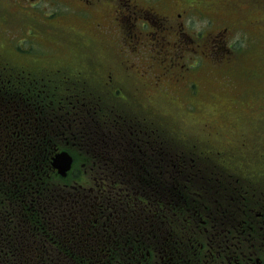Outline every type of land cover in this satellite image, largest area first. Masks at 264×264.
I'll return each instance as SVG.
<instances>
[{"label": "flooded vegetation", "instance_id": "af4514ba", "mask_svg": "<svg viewBox=\"0 0 264 264\" xmlns=\"http://www.w3.org/2000/svg\"><path fill=\"white\" fill-rule=\"evenodd\" d=\"M48 1L21 0L25 11L23 16L17 17L16 24H27L35 28L45 27L47 24L50 26L51 21L59 23L58 13H55L56 10L50 12ZM50 1L51 7L62 4L66 13L67 9L74 11L76 18L91 23L101 0ZM108 1L116 4L114 21L120 36L125 44L133 42L128 47L137 50L147 45L152 49H171V45L178 49L176 43L165 41L171 34V28L177 29L178 35L180 31L186 34V31L192 30L193 23L205 19L202 17L209 5H216V0ZM174 1L178 3L175 4ZM176 5L179 7L177 11ZM217 6L210 9V12L215 22L220 17L221 26L224 25L220 35L231 38V31L236 29L241 38L248 39L250 43L257 41L259 48L264 49V0H227ZM244 9L250 11L249 17L258 15L261 20L246 19L244 26L240 23L236 26L237 19L233 16H239ZM215 10H218V14L214 13ZM212 19L209 21H213ZM7 24L6 17L2 25ZM110 25L109 22H103L98 26L108 29ZM67 27L74 40L94 42L85 38L90 37L89 34L80 32L72 25ZM57 28L60 33L46 39L53 42L60 39L65 30L61 26ZM5 31L0 29V33L4 34ZM186 39L194 42L189 37L181 40ZM242 42L245 41L240 39L239 45ZM210 44L209 48L214 53H229L236 48L227 43L220 46L215 39ZM182 48L185 50V45L180 47L181 52H184ZM110 49L111 47L108 48V56L113 53ZM236 49L239 50L240 47ZM118 64L125 71V65ZM97 70L101 74L100 79L97 78L99 83L115 84L113 72H107L104 67ZM1 100L4 98L0 94ZM257 101L260 102L261 110L258 114L264 119V99ZM10 104L15 107L5 110L4 114L0 109V257H18L16 237L19 223L15 221V210L11 208L9 221L3 218L2 206L8 201L7 195L10 197L9 205L14 208L17 199H20L15 181L26 184L32 182L35 176L39 179L49 177V170H52L49 165V149L51 146L57 149V143L51 145L55 137L45 120L40 118L35 123V113L32 110L19 111L14 99ZM81 112L83 111L76 110L73 106L71 110L63 107L61 122L66 121L63 115L67 114L76 123ZM71 123L65 124L73 127ZM71 127H59V134L64 140L67 139L66 132L73 129ZM83 128L86 129L87 126ZM261 128L255 133H260L256 137L261 144L251 148L243 146V158H237L242 162L233 168L228 164L215 162L208 156L172 157L168 162L163 161L169 169L164 174L162 168L158 167L161 181L154 189L155 205L152 208L144 205L142 199H136L131 208L122 201L112 203L98 189H90L82 191L83 195L72 200L74 205L71 209L74 212L65 215L63 212L66 209L62 208L61 203L56 210L50 211V197L45 194L42 198L45 197L48 210L43 205L41 208L42 212L46 211V219L49 220L26 224L32 237L37 234L42 236L40 243L45 256L43 264H56L55 260L57 264H264V127ZM74 133H77L76 130H72V134ZM133 161L134 159L128 160L125 167V180L141 177L140 174L130 172ZM158 162L161 165L162 160L159 159ZM96 168H90L91 179H109L98 174ZM28 194H22L21 197H28ZM31 196L33 200V190ZM89 202L95 213L93 209V212L89 211V206L86 207ZM37 210L39 209L31 210L33 217ZM39 212L41 213L40 210ZM113 218L114 221H110Z\"/></svg>", "mask_w": 264, "mask_h": 264}, {"label": "rangeland", "instance_id": "374dc122", "mask_svg": "<svg viewBox=\"0 0 264 264\" xmlns=\"http://www.w3.org/2000/svg\"><path fill=\"white\" fill-rule=\"evenodd\" d=\"M225 2L227 0H216V5H209L205 16L202 17L205 19L196 24L193 23L192 30L186 31V34L180 31L178 35L177 29L171 28V34L166 37L165 41L176 43L178 49L171 45V49L161 51V55L165 53L170 56L174 51V54H180L181 59L169 60L168 63L171 65L167 69L165 64L157 63L162 56L152 58L155 57L156 51L150 45L137 50L128 47V45H133V42L124 43L125 40L120 36V31L114 21L116 4L111 1L101 0L98 3L91 23L88 20L76 18L74 11L67 9L66 13L62 4L54 7L48 4L50 11L58 12L59 23L51 21L54 27L48 26L47 22L45 27L34 28L37 31L34 44L47 46V50L43 49L46 52L45 55L32 54L28 58L23 57L21 53L13 50V43L9 45L10 38L0 33V57L6 63L0 66L1 79L11 76L9 72L12 65L26 66L24 70L20 67L13 70L15 71L14 76L21 73L26 80L18 79L22 78L18 75L14 82L15 84L17 81L21 82L16 86H10L11 92L6 91V93L15 95L19 100L26 96L28 100L25 97L23 104L27 105L29 110L34 109L33 105L54 102L50 107L51 110L47 112L51 124L58 128L57 132L61 133L59 127L69 129L71 126L68 127L65 123L72 122V130L78 133L80 129L74 125L75 122L72 121L73 118L70 115H63L66 117L65 122H61L62 116L58 118V115H61L58 109L60 105L58 99L61 96L54 100L44 97L47 94H50L49 96L58 94L60 87L66 86L62 96L67 95L68 101H71L73 108L77 110L81 107L96 110L98 101L102 104L103 113L115 127L120 126L116 120L123 122L131 120L136 125L149 123V126L156 125L167 129L160 128V134L163 137L166 131L174 130L170 134V144H174L173 146L178 148L177 150L185 157L191 156L193 152L195 156H208L215 162L228 164L233 168L242 162L237 158H243L241 153L243 146L251 148L261 144L257 142L259 138L256 137L260 133H255L264 127V119L258 114L261 112L260 102L257 101L264 99V49L259 48L257 41L250 43L248 39L241 38L236 29L231 31V38L220 35L224 25L221 26L220 17L216 19V22L215 18L212 19L210 9ZM258 2H263V0H258ZM177 10L179 7L176 5ZM24 11L21 0H0V29L8 31L13 27L25 26L16 24L17 17L23 16ZM246 12L247 10L244 9L239 16H233L237 19L236 26L239 23L244 26L246 19L261 20L260 16L249 17L250 11ZM214 13L218 14V10ZM6 17L7 26L2 25ZM230 17L227 16V18ZM209 19L213 21L210 22ZM103 22L111 23L110 27L100 28L98 25ZM68 25L74 26L82 33L89 34L90 37L85 36V38L92 39L94 42L74 40L72 33L68 32ZM59 26L65 31L60 36L61 40L57 39L59 47L57 44L53 48L47 44L52 41L46 37L53 38L56 33H60V29L57 28ZM15 29L21 31L17 28L11 31ZM184 37H189L194 42L186 39V44V40H181ZM214 39L220 46L227 43L235 45L236 48L239 46L240 49L235 48L233 52L218 55L211 50L212 48H209ZM240 39L245 42L239 45ZM31 42L33 40L28 36L26 43ZM181 45L186 47L185 50L182 48L184 52H181ZM109 47L113 51L110 56L107 55ZM82 50L85 53L82 54ZM34 52L41 53L38 49ZM174 54L171 58L175 56ZM117 62L125 65V71L119 67ZM66 64L69 66L66 67ZM100 67L106 68L107 72L114 73L116 79L111 88L102 86L94 79H100L101 74L97 70ZM34 68L41 69L45 73L44 78L48 81L37 80L35 82V77L39 76ZM89 78L91 80L88 82L82 81V79ZM30 85H35L31 88L33 91L31 95L42 94V96L31 97L28 91L19 89ZM48 89H52L54 94ZM24 92H27L26 95ZM34 113L36 123L40 121V116ZM253 117L256 118L253 120ZM67 138L70 141L73 140L72 135ZM220 153L222 155H218ZM50 182L51 180L45 179L46 184ZM73 186L79 189L76 185ZM132 205L131 201L127 204L130 208ZM31 247L34 252L27 257V264H31L33 257L40 252V247L36 242ZM6 260L8 258L2 257V262Z\"/></svg>", "mask_w": 264, "mask_h": 264}, {"label": "trees", "instance_id": "16d2710c", "mask_svg": "<svg viewBox=\"0 0 264 264\" xmlns=\"http://www.w3.org/2000/svg\"><path fill=\"white\" fill-rule=\"evenodd\" d=\"M105 117L106 116L104 115V118ZM119 125L120 126H117L114 130L111 131V133L109 130V133L111 134L112 138H113V135H117V137H123L124 133H123V128L121 127V125L125 126V130H124L126 133L125 142L128 141L130 143L128 147H126L127 143L118 144L117 147L119 148V150H114V151L110 147L108 148L101 147L107 150H104L105 154H102V157L99 155V152H97V158H96L95 153L93 152V149H91L92 147L88 144L89 148H87V150L85 151L86 157L84 155L85 159H83L82 157L81 162L84 165H87L89 168L97 167L96 169L99 171L98 174L101 172L100 174L106 175L107 177L113 174L112 178L98 182V184L100 185L99 189L104 191L105 196H112L113 198H116L119 202L122 201L125 205V203L128 204L129 201H131L134 204L136 202V199H138L140 196H142L143 198L145 197L148 201V198L151 195L152 197L151 199L150 198L149 199L151 200V203H153L152 205L154 206L155 202H154V195L152 194V191L154 193V189L161 181L159 177L158 167L162 168L163 173L166 174L167 173L166 169H169V168L167 166V163L163 161L165 160L167 161L168 159L172 157H176L180 155L179 154L180 152L173 151L175 148L172 144L169 143L170 142L169 138L165 137V139H163L159 137V134H156V132H154L155 130H150V128L153 126L147 125L149 127V129H147L148 133L143 136L141 134V132H143V129L141 128L144 125H138V124L136 125L131 120H127L125 122L122 121L119 123ZM111 137L109 136L108 140H112V142H114V140ZM95 138L96 137H93V136L89 137V140H87V143L89 142L92 145L99 143L98 146L101 145L100 140L99 142H97ZM105 141H106V138H105ZM164 142H166L167 144L165 145ZM133 150L135 152L132 154ZM107 152L109 154H107ZM116 155L120 156L121 158L124 157L127 160H125L122 163H119L117 161L119 166L116 165L115 162H113L114 165H112L111 157L113 156L115 159ZM133 157H135V159L133 161L132 168L134 167L136 169V167L138 166V169H136V174L137 175L140 174L141 177L137 179L138 177L137 176L133 180H129V181L122 180L121 179L122 176L119 173H123V174L125 173V167L128 164V158L133 159ZM159 159L162 160L161 165L158 162ZM84 170L86 171L85 167H84ZM133 172L134 171H132L131 173ZM107 183L111 184V186L108 187ZM65 188L66 187H63V189ZM113 190L121 191V192L117 196ZM51 193L52 194H50L49 197H54L55 199L58 200V195H60L62 192L61 190L56 188L55 191ZM54 203L58 204V202H54ZM71 203L72 202L70 201H66L65 206H69L71 205ZM18 218L21 219L22 214H19ZM48 220L49 219L44 220V222ZM23 240L24 238H22L20 242H22ZM9 258L11 259V261L5 264H10V263L15 264L19 262H21V264H24L27 260V257H23V258L9 257ZM38 258L40 259L41 257H38Z\"/></svg>", "mask_w": 264, "mask_h": 264}, {"label": "water", "instance_id": "95a60500", "mask_svg": "<svg viewBox=\"0 0 264 264\" xmlns=\"http://www.w3.org/2000/svg\"><path fill=\"white\" fill-rule=\"evenodd\" d=\"M69 167H70V159L68 160V164L66 165V168H69Z\"/></svg>", "mask_w": 264, "mask_h": 264}]
</instances>
